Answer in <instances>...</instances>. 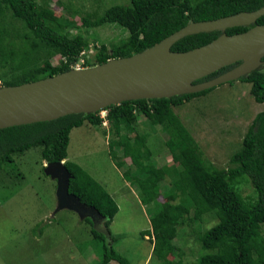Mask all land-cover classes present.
Returning a JSON list of instances; mask_svg holds the SVG:
<instances>
[{
    "label": "trees",
    "instance_id": "obj_1",
    "mask_svg": "<svg viewBox=\"0 0 264 264\" xmlns=\"http://www.w3.org/2000/svg\"><path fill=\"white\" fill-rule=\"evenodd\" d=\"M263 5L264 0H128L126 5H110L92 20L89 17L81 18V25L89 27L115 23L126 29L128 34L117 43L97 47L88 65L139 52L188 22L251 12ZM3 10L21 23V31H24L13 36L0 32V87L65 71L77 62L83 49L88 46L82 35L70 34L60 19L36 0H0V14ZM255 24H264V15ZM248 28L226 29L225 34L244 32ZM219 35L215 31L186 35L175 41L170 50H190L207 44ZM13 37L18 39L17 42ZM56 53L60 59L53 64L49 57ZM261 61L258 69L238 80L250 85L249 93L258 104L264 103V56ZM87 63L86 59V66ZM234 65L222 68L198 82L213 78ZM213 89L168 98L128 100L103 109L107 111L105 118L109 130L115 136L108 144L115 165L120 168L125 164L123 161L117 163L112 152L114 146H120L123 155L145 173L144 176L131 175L127 168L121 175L129 185L135 186L138 198L151 210L149 229L140 234L149 236L156 243L151 253L159 264H182L180 259L172 261L167 256L175 251L172 241L177 226L189 211L192 213L189 221L198 220L205 214H210L216 221L197 235L202 253L190 264H264V237L260 233L264 223V111L255 115L242 139L240 150L229 159L230 167L222 170L203 158L198 144L174 111L175 106L205 96ZM99 112L73 113L50 121L0 130V167L13 165L14 154H22L35 146L40 147L41 158L46 162L65 160L71 129L86 121L100 126L103 120ZM138 114L144 115L152 125L166 132L170 140L169 148L179 166H154L149 161L152 152L147 146V135L143 133L138 139L130 140L129 136L122 134L123 130L137 131L134 124ZM140 160L147 162L139 166ZM64 165L72 175L68 179L67 191L85 205L94 207L104 218L102 225L107 235L93 229L88 218L83 219L90 225L92 239L102 249L98 264H107L111 260L127 264L126 259L111 245L113 236L108 225L117 211L111 195L78 163L65 160ZM167 176L180 182L184 196L175 204L163 205L158 200L159 185ZM243 176L249 178L256 193L253 201H244L235 189Z\"/></svg>",
    "mask_w": 264,
    "mask_h": 264
},
{
    "label": "rangeland",
    "instance_id": "obj_2",
    "mask_svg": "<svg viewBox=\"0 0 264 264\" xmlns=\"http://www.w3.org/2000/svg\"><path fill=\"white\" fill-rule=\"evenodd\" d=\"M36 1L47 6L70 34L79 33L87 41L88 46L74 66L86 67V59L89 66L97 47L117 43L128 34L126 29L115 23L89 27L81 25V18L89 17L92 20L106 7L126 5L128 0ZM20 31L21 23L3 10L0 14V32L13 36ZM41 56L44 57L43 54ZM59 59L57 53L49 57L53 64ZM249 90V84L234 81L174 107L182 124L198 144L203 158L219 170L230 167L229 159L240 150L242 139L255 115L264 111V103H256ZM106 113V110L98 113L103 120L100 126L86 121L71 129L65 160L78 163L116 203L117 211L108 225L113 236V249L126 259L127 264H159L151 253L156 243L149 236L140 234L149 229L151 210L138 198L135 186L129 185L121 175L127 168L131 175L144 176L145 173L123 155L120 146H114L112 152L117 163L123 161L125 164L120 168L115 165L108 145L115 136L109 130ZM134 125L137 131L123 130L122 134L129 136L130 140L146 134L147 146L152 152L149 161L154 166H179L163 129L152 125L142 114L137 115ZM13 160V165L0 167V264H98L102 249L92 239L90 225L78 220L72 211L66 209L53 213L55 181L43 174L46 161L41 158L40 147L14 154ZM146 162L140 160L138 165L144 166ZM181 187L174 177H165L159 185L158 200L163 205L175 204L184 196ZM235 189L244 201L255 199L256 193L247 176L239 179ZM191 216L189 211L177 226L172 241L175 251L167 256L168 260L180 259L182 264H190L202 253L197 235L216 221L210 214L189 221ZM260 233L264 237V223ZM107 264L118 263L111 260Z\"/></svg>",
    "mask_w": 264,
    "mask_h": 264
},
{
    "label": "water",
    "instance_id": "obj_3",
    "mask_svg": "<svg viewBox=\"0 0 264 264\" xmlns=\"http://www.w3.org/2000/svg\"><path fill=\"white\" fill-rule=\"evenodd\" d=\"M264 15V5L251 12L188 22L151 46L123 57L109 58L82 68H69L51 76L13 86L0 87V130L15 125L50 121L73 113H93L110 105L136 99L168 98L200 93L248 75L262 65L264 24L255 21ZM249 27L226 35L225 30ZM219 32L212 41L184 51L170 46L186 35ZM234 65L223 73L198 82L210 74ZM198 82V83H197ZM64 160L46 162L43 174L55 181V208L88 218L91 227L107 235L103 217L92 206L67 191L72 176ZM102 224V223H101Z\"/></svg>",
    "mask_w": 264,
    "mask_h": 264
},
{
    "label": "flooded vegetation",
    "instance_id": "obj_4",
    "mask_svg": "<svg viewBox=\"0 0 264 264\" xmlns=\"http://www.w3.org/2000/svg\"><path fill=\"white\" fill-rule=\"evenodd\" d=\"M100 226H101V223H99V222H97V223L95 224V227L98 228V229H100Z\"/></svg>",
    "mask_w": 264,
    "mask_h": 264
},
{
    "label": "built area",
    "instance_id": "obj_5",
    "mask_svg": "<svg viewBox=\"0 0 264 264\" xmlns=\"http://www.w3.org/2000/svg\"><path fill=\"white\" fill-rule=\"evenodd\" d=\"M75 63H76V62H75ZM75 63H74V64H75ZM72 67H74V68H75V67H76V68H81L82 66L79 67L78 65H75V66L73 65Z\"/></svg>",
    "mask_w": 264,
    "mask_h": 264
},
{
    "label": "clouds",
    "instance_id": "obj_6",
    "mask_svg": "<svg viewBox=\"0 0 264 264\" xmlns=\"http://www.w3.org/2000/svg\"><path fill=\"white\" fill-rule=\"evenodd\" d=\"M71 68H73V67H71Z\"/></svg>",
    "mask_w": 264,
    "mask_h": 264
}]
</instances>
